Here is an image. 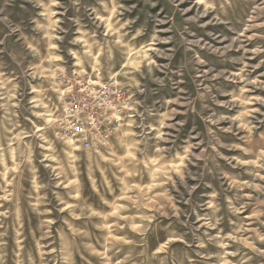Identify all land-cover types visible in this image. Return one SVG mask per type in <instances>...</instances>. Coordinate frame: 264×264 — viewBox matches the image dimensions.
<instances>
[{"label": "rangeland", "instance_id": "rangeland-1", "mask_svg": "<svg viewBox=\"0 0 264 264\" xmlns=\"http://www.w3.org/2000/svg\"><path fill=\"white\" fill-rule=\"evenodd\" d=\"M132 94L99 151L59 86ZM0 248L19 264H264V0H0Z\"/></svg>", "mask_w": 264, "mask_h": 264}, {"label": "built area", "instance_id": "built-area-1", "mask_svg": "<svg viewBox=\"0 0 264 264\" xmlns=\"http://www.w3.org/2000/svg\"><path fill=\"white\" fill-rule=\"evenodd\" d=\"M59 87L62 105L58 114L59 133L78 148L99 151L134 112L130 91L98 69L72 73Z\"/></svg>", "mask_w": 264, "mask_h": 264}, {"label": "clouds", "instance_id": "clouds-1", "mask_svg": "<svg viewBox=\"0 0 264 264\" xmlns=\"http://www.w3.org/2000/svg\"><path fill=\"white\" fill-rule=\"evenodd\" d=\"M0 264H19L18 254L13 255L9 250L0 248Z\"/></svg>", "mask_w": 264, "mask_h": 264}]
</instances>
